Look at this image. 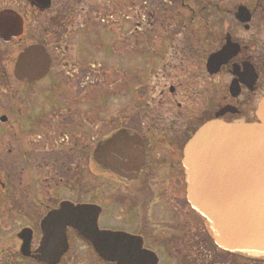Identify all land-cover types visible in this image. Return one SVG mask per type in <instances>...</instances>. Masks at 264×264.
<instances>
[{"label": "flooded vegetation", "instance_id": "af4514ba", "mask_svg": "<svg viewBox=\"0 0 264 264\" xmlns=\"http://www.w3.org/2000/svg\"><path fill=\"white\" fill-rule=\"evenodd\" d=\"M14 1L17 6L21 3L20 0V2L18 0ZM95 1L97 0H50V7L47 10L48 27L50 29H48L47 35L48 42L45 44L52 59L48 77L52 75L54 68L57 66H61L64 70L65 66L62 64V59H66L65 55H69L65 51V48L69 47L66 44L74 41L73 37L88 38L97 36L94 30L98 29L99 24L105 27L110 24L113 25V7L117 8L120 3L119 0H109V14L104 13L103 15H101V11L96 8L95 4L94 6L88 5V3ZM237 1L233 13L235 23L232 31L237 29L244 31L245 34H250L248 38L236 36L228 30L224 19H227L226 15L229 14L227 8L229 0H142L141 9H135L137 10L135 18L140 16L141 21L131 20L128 15L122 16V18H126V23L129 20L130 22L135 21L136 31L139 32L141 28L140 32H144L145 38L169 42L176 37H182L183 41L189 44V50H175L171 53L167 51L152 52L159 57L170 55L189 60L191 74H193L192 80L197 84L196 89L194 86L192 87L195 90L196 104L207 109V113L205 116H200L197 114L198 109L194 107L190 118L185 112L184 117L168 119V115H171L178 97L181 96L183 100L188 101L191 96L188 91L192 88H189L187 84L191 78L188 80L184 78V81L178 83V86L170 85L169 89L165 87L162 90V103L159 104L158 111L152 112V114H155L154 116L152 114L148 115V112L145 116L137 115L134 114L133 110L126 114L127 124L125 129L113 131L112 128L110 136H106L111 137L110 142H105L111 143V145L110 147L105 146V148L103 147L105 143L103 144L101 141L102 136L99 137L100 133L103 132L101 131L103 130L101 127L103 115L101 114L100 100H95L93 105L90 99H86L88 97H83L62 100L60 109L53 106L54 109L49 111L47 115L48 122L46 126L54 128L55 124L53 122L60 125L65 137L63 142L67 146V154L71 161L76 162L77 160L78 165H70V167L68 165V169L65 170L67 167L66 160L61 161L58 156L55 159L50 158L51 161H49L48 166L51 168L49 171L52 174L55 173V177L72 171L76 179L72 180L71 190L67 187L68 179L47 178L41 181L36 176L32 178V173L35 174L36 171L30 172L28 174L29 179H25L24 176L27 175L29 164H33V158H35V166L33 167L37 169L38 150H32L24 146L17 147V158L26 167L21 168L18 179H2L4 178L3 172L0 179V264H41L35 259L25 258L22 254L21 232L24 229L32 231L31 253L33 255L40 248L42 242V220L50 212L58 210L61 204L66 201L76 205L86 203V190L83 182L86 179L90 181L91 179L98 180V176L93 175L91 172L90 164L93 163L95 166L101 167L102 161L110 168L112 176L114 169V178L120 181L118 183L128 187L126 188L127 193L124 195L121 194L119 186L113 182V196H110V201L113 205V211L119 214L117 217L113 213V221L116 222L119 218L126 225L131 223L141 229V233L129 232L127 231L129 230L128 227L125 229L113 228V231L126 232L142 237L144 247L148 249L167 250L166 247L171 246L170 243L177 240L171 234L163 236L161 239L160 237L150 236V229L144 223L149 219V213L154 211L153 207H157L159 203H163L165 207H168L167 212L172 210L173 213H176V209L179 207L181 209L184 205L193 218L196 216V213L191 210L186 196L182 198L180 193L182 186L186 184V174L182 162L186 143L201 126L214 119L225 107H231L232 111L230 112L232 113L225 114L222 117L224 121H245L249 123L257 121L256 110L264 97V0ZM26 2L28 3L29 0H26ZM125 3L128 5L129 0H126ZM77 11H80L79 16H74ZM129 11L131 10L129 9ZM247 20L249 21L246 22ZM26 26L25 24L22 38L15 41L23 40ZM54 26H57L55 35L53 34ZM75 26H78L77 31L73 30ZM155 32H158V35H154ZM131 36H134V33ZM229 40L233 45L239 46V53L228 64H224L219 73L211 74L208 69L210 56L221 51ZM205 50H207V53ZM68 52H71L70 48H68ZM232 53L234 54V52ZM74 57L75 59L79 58L80 54H76ZM0 63L4 64L1 61ZM74 65L76 66L75 63ZM86 65L83 63L77 65L78 71L75 76L79 75L80 78H83L82 80L85 79L87 85L94 87L93 89L99 94L102 85L101 75L100 73L96 74V71H92L96 69L95 66ZM76 68L74 67V69ZM211 71L213 70L211 69ZM92 75L93 79L91 78ZM55 78L58 79L57 76ZM82 80L79 79L78 83H74L72 89L77 90L82 87ZM232 86L234 87L231 88ZM215 100L218 106L216 112L212 108ZM255 105H257L256 109H254ZM185 107L189 108V105H185ZM178 108L180 113L184 105L179 103ZM86 109L88 110L85 111ZM179 124L183 127L178 128ZM74 125L81 128L87 126L86 128L89 130L92 129V125L96 131L95 138L92 139L94 143L89 147L87 153L85 149L87 145L81 144L80 140H76V138H86L85 131L78 129L77 132H73L72 127ZM110 125H113V114L112 124L110 122ZM172 126H176L178 131H175L177 129H171ZM16 127L18 128L17 132L20 133L19 140L21 141L22 134H24L23 136L28 135L27 131L21 129L20 124H17ZM17 132L15 131L16 134H18ZM172 133L175 138L170 140ZM175 133L179 135H174ZM128 134L130 137H136V140H133L132 143H130L131 141L127 143L122 141L125 145H134L133 147L128 146L130 148L128 152L119 149L122 145L114 146V144H119L116 142L117 137L121 139L122 136L125 140V135L128 136ZM63 154L65 156L66 152ZM86 158L88 159V165L85 163ZM20 167L23 166L19 165ZM160 176H162L161 179ZM154 182L155 184H153ZM157 182L160 183L156 184ZM68 191L71 194L76 191L77 200L64 199V193L67 192L68 194ZM97 196L99 195L94 197ZM101 198L100 195L99 199ZM181 212L184 213V210H181ZM176 216L175 214L171 223H176ZM179 216L182 217V215ZM189 222L192 223L193 220ZM38 224L39 228H36ZM163 225L167 227L166 223H163ZM160 227H155L153 230L158 231ZM169 230L176 233L175 227H171ZM186 231L184 233L187 241H193L192 236L195 233H192L191 229H186ZM67 234L70 248L63 255L59 264H84V253L79 252L82 250L83 245L86 246L83 239L71 228L68 229ZM166 237L174 239V241L164 242L163 239ZM206 237L209 238L208 235ZM205 253L206 257L209 255L213 257V247ZM201 256H203V253Z\"/></svg>", "mask_w": 264, "mask_h": 264}, {"label": "rangeland", "instance_id": "374dc122", "mask_svg": "<svg viewBox=\"0 0 264 264\" xmlns=\"http://www.w3.org/2000/svg\"><path fill=\"white\" fill-rule=\"evenodd\" d=\"M20 1L21 3H19V5L21 4V6H17V4L14 5V0H0V13L3 12L5 8L14 9L23 16L25 24L27 25L25 37L22 41L5 44L0 40V61L6 63V67H3L0 63V118L4 116L9 120L6 124L0 123V179L2 178V172L4 173V178L2 179H18L21 168L24 169L26 166L24 167V164L17 158L16 149L19 146H24L32 150H38L36 158L38 169L33 167L35 166V158H33V164H29V170L26 172L27 175L25 174L24 176L25 179H29L28 174L30 172L36 171L35 174L38 175V179L41 181L47 178L68 179L67 187L71 190L72 180L76 179V177L74 178L75 175L72 171L55 177V173H50L49 169L51 167L48 166L49 161H51L50 158L55 159L63 154L64 150L62 149V145H66V143L63 142L65 139L63 131L58 123L53 122L55 124L54 128H48L46 126L49 111L54 109L53 106H57V108L60 109L62 100L65 101L88 97L86 99H90L93 105L95 100H100L101 114L104 115L102 116V119H104L105 125L101 126L103 128L101 131L103 132L100 133L99 137H103L106 135L110 136L112 128L113 131L125 129L127 124L126 114L131 112V110L137 115H147L145 110L146 107L143 108L146 103L145 100L150 103V110L152 112L158 111L159 104L161 105L162 103L161 92L165 87L168 89L170 85L176 87L178 86V83L184 81V78L187 80L191 78L189 83L187 82L189 88H192L193 86L195 89L197 88V84L192 80L193 74H191V63H189L187 58H176L170 55L159 57L152 52L154 50L159 53L163 51L171 53L175 50H189V44L185 43L182 37H176L173 41L169 42L164 40L157 41L154 39L155 42H152L150 41V38H144V32H140V36L131 38L130 34L137 28L136 22H130L129 20L125 24L123 19L122 21H119L120 17L115 18L116 9H114V7L113 25L110 24L108 27H104V25L101 26L99 24L98 29L94 30L97 36H91L88 38L76 36L73 37L74 41L66 44L69 46L68 48H70L71 52H68V48H65V51H67L69 55H65L66 59H62V64L65 66L64 70H62L61 66H57L54 68L55 73L53 72L45 81L35 86L24 88L22 87L23 84L12 79L14 62L18 54L25 47L32 43L39 42V40L42 39L46 28H48V16L38 15L37 12L30 8L26 0ZM108 2L109 0H97L88 3V5L94 6L95 4L96 8H99L102 14H109L110 3ZM119 2L120 3L117 6L119 9L117 15L126 12L125 14H127L131 20L141 21L140 16L135 18L137 10L133 8L137 7L138 9H141L139 0L134 2L129 0V3L127 4L130 5H126V0H121ZM237 2V0H229L227 3L229 14L226 15L227 19H224L225 24H227L228 30L234 35L248 38L250 37V34L247 35L244 31L242 32L238 29L232 31L235 23L233 13L235 3ZM129 9L131 11H129ZM79 12L80 11H77L74 16H79ZM111 28L113 29L112 37L110 36L109 30ZM73 30L77 31L78 26H75ZM205 52L207 53V50H205ZM76 54H80V57L75 59L74 56H76ZM80 63H83L84 65L87 64L86 66L89 64L95 66L96 69L92 71H96V74L100 73L102 85L99 94L93 89L94 87L87 85L85 79L82 80L83 78H80L79 75L75 76V73L78 71V68L76 67L77 65H80ZM74 67L76 69H74ZM103 74L104 76H102ZM56 76L58 79L55 78ZM91 78L93 79V75ZM79 79L82 80V87H79L77 90L72 89L73 84L78 83ZM188 93L191 95L188 101L183 100L181 96L178 97L171 115H168V119L176 117L179 119V117H184L186 113L190 118L194 107L198 109L197 114L205 116L207 109L199 107L196 104L197 100L194 96L195 90L192 88ZM215 102L216 100L212 107L214 112H216L218 108ZM179 103L184 105V108L180 113L178 110ZM185 105H189V108H186ZM256 107L257 105H255L254 109H256ZM87 110L88 109L85 111ZM112 114L113 125H110V122L112 124ZM151 114L152 113L148 111V115ZM154 115L155 114H152V116ZM17 124H20V128L27 131L28 134H25L26 136H23L24 134H22L21 141L19 140L20 133L17 132ZM180 126L181 124L178 125V128H180ZM86 127L87 126L81 128L78 125H74L72 131L77 132L78 129L85 131L86 138H76V140H80L82 142L81 144L87 145L85 146L87 153L89 147L94 143V140L92 141V139L95 138L96 131L92 125L91 130ZM157 128L159 129L158 126ZM171 129H177V127L172 126ZM15 131L18 134H16ZM175 131H178V129ZM174 135L179 134L175 133ZM171 136L170 140L175 138L173 133ZM125 137V140L122 136L121 139H118L119 137H117L116 142L119 144H114V146L122 145L119 149L128 152L130 150V148H128L129 145H125L123 142L127 143L131 141L130 143H132L133 140H136V137H130L129 134L128 136L125 135ZM19 142L21 143L19 144ZM130 146L133 147L134 145ZM43 148H45V150H41ZM87 162L88 159L86 158L85 163L88 165ZM71 163L74 166L78 165L77 160L76 162L71 161ZM71 163L69 162L67 164L65 170L68 169V165L70 167ZM19 165H22L23 167L19 168ZM42 165H44V167ZM90 165L91 172L93 175L96 174L98 176V180L94 181V179H91L90 181L89 179H86L85 182H83V186H85L86 190L85 201L91 202L92 200V202H94L98 200L101 195L103 196L102 200L104 202L101 206L105 203L108 206L111 205L104 209V213L100 219L101 228L113 230V228L125 229L128 227L129 230L127 231L129 232L141 233V229L131 223L126 225L124 221L119 218L116 222L113 221V213H115L117 217L119 214L118 212L113 211V205L110 203L111 197H107L109 196L108 194H113V190L110 191L109 187L110 185H113L114 182V184L119 186L121 194L124 195L127 193L126 188L128 187L124 184L118 183L120 181L114 178V169L112 176L110 168L106 166L104 161H102L101 167H97L93 163ZM161 177L162 176H160V179ZM106 183L108 184L106 185ZM158 183L160 182H157L156 184ZM99 184V196L94 197L93 189ZM153 184H155V182ZM41 185L42 184H40V186ZM186 188L187 186L185 184L182 186V190H180L182 198L186 195ZM42 193H44V191H42ZM51 194L53 195L52 192ZM76 195V191L72 194L68 191V194L67 192L64 193V199L74 201L77 200ZM91 197L94 198L92 199ZM106 198L108 199L105 201ZM167 208L168 207H165L163 203L157 204V207H153L154 211L149 213V219H147V222L144 223V225L150 229L149 234H151L150 236L152 237H160L161 239L163 236H169L168 234H171V236H174V238L177 239L174 243H170L171 246L166 247L168 251L158 252L161 257V264H264V259L256 261L252 260L250 262H247L248 259H246L244 262V258L239 255H229L215 248L210 240V237L212 238V236L209 231L208 223L202 217L197 218V222H195L196 220L193 218L192 214L188 213V210L185 209L184 205H182L181 209L180 207L177 209L175 207L177 210V212L175 211L176 213H173L172 210L171 212H167ZM181 210H184V213L181 212ZM178 211L179 215H182V217L178 215ZM175 214L177 215L176 223H171L173 222ZM193 219L194 221L192 224L189 221H192ZM163 223H166L167 227H164L165 225H163ZM155 227L160 228L158 231H155L153 230ZM171 227L176 228V233L169 230ZM36 228H39V224ZM186 229H191V232L195 233V239L193 241H187V237H185L184 233ZM207 235L210 237H206ZM210 243L211 247H213V257L210 255L206 257L205 252L208 250L207 246H210ZM79 252L84 253V264H101L94 256L92 250L87 246L83 245L82 250ZM202 253L203 256H201Z\"/></svg>", "mask_w": 264, "mask_h": 264}, {"label": "water", "instance_id": "95a60500", "mask_svg": "<svg viewBox=\"0 0 264 264\" xmlns=\"http://www.w3.org/2000/svg\"><path fill=\"white\" fill-rule=\"evenodd\" d=\"M30 1L41 11L50 6V0ZM22 32L23 21L19 16L9 11L0 14V38L10 42ZM239 51V46L229 40L209 58L211 74L218 73ZM51 63L46 48L33 45L19 55L14 75L20 82L33 84L47 76ZM226 111L227 108L203 125L185 145L183 166L188 201L207 220L218 248L261 258L264 257V97L257 109L256 123H226L221 119ZM1 121L7 119L3 117ZM101 213L102 208L97 205L62 203L43 220L42 242L33 255L32 231L21 232L22 254L42 264H58L69 250L67 230L73 228L108 263L159 264L158 256L144 248L141 237L101 231Z\"/></svg>", "mask_w": 264, "mask_h": 264}, {"label": "trees", "instance_id": "16d2710c", "mask_svg": "<svg viewBox=\"0 0 264 264\" xmlns=\"http://www.w3.org/2000/svg\"><path fill=\"white\" fill-rule=\"evenodd\" d=\"M55 28H54V35H55V31H56V27L57 26H54ZM48 29H50L49 27L48 28H46V30H45V33H44V36H46V35H48ZM43 36V37H44ZM48 37V36H47ZM45 38V37H44ZM47 38H45V40H43L42 41V44H47ZM4 82V81H3ZM9 84H10V82H9ZM22 87H24L23 85H22ZM145 105H147L148 103H147V100H145ZM104 121V120H103ZM102 125H105V122H102ZM107 125V124H106ZM43 149H45V148H43ZM62 149L64 150V151H66V149H65V146L64 145H62ZM64 154H61V155H59V157H60V159H61V161H65L66 159H65V156H63ZM66 162H67V160H66ZM41 164H43V163H41ZM43 167H44V165H42ZM102 184V183H101ZM96 189V188H95ZM107 197H109V196H107ZM108 199V198H107ZM98 202H100V204L102 203H104L103 202V200H102V198L101 199H99L98 198V200H97ZM103 206H108L106 203L103 205ZM196 222V221H195ZM192 238H193V240L195 239V236H192ZM163 241L164 242H167V243H170V242H173L174 241V239H169V238H165V239H163ZM207 248H208V250H210V248H212L211 247V243H210V246L208 245L207 246ZM162 251H168V250H162ZM244 258V262H245V260L246 259H248V261L247 262H250V261H252V260H254V261H256V259H251V258H248V257H243ZM240 264V263H239ZM243 264H245V263H243Z\"/></svg>", "mask_w": 264, "mask_h": 264}]
</instances>
